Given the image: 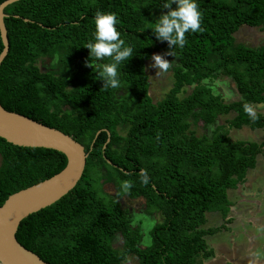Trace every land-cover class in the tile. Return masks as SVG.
<instances>
[{"label":"trees","instance_id":"16d2710c","mask_svg":"<svg viewBox=\"0 0 264 264\" xmlns=\"http://www.w3.org/2000/svg\"><path fill=\"white\" fill-rule=\"evenodd\" d=\"M163 3L18 0L3 9L8 49L0 63V106L70 136L86 155L75 186L16 229V241L46 264H121L128 257L136 264H203L213 256L205 238L219 230L203 228L205 213L226 215V191L243 181L261 153L264 141H230L228 129L264 127V116L255 113L253 121L243 108L246 102L264 105V45L249 47L233 37L242 26L264 32V0H196L204 30L186 33V45L172 57V86L152 103L144 63L168 51L152 32L167 12ZM97 11L117 15L121 39L133 48L118 66L119 88L102 89L101 69L86 66L84 46L94 40ZM46 58L54 62L42 71L38 62ZM220 76L231 79L238 100L224 103L205 85ZM183 87H191L190 93L179 98ZM229 113L234 115L227 128L214 127L209 136L189 130L197 122L213 126ZM65 163L60 152L0 138V205ZM122 181L132 182L130 191H123ZM106 183L114 196L102 191ZM123 196L142 199L143 213L160 218L143 248L140 224L131 228L116 201ZM116 236L119 250L112 247Z\"/></svg>","mask_w":264,"mask_h":264},{"label":"water","instance_id":"95a60500","mask_svg":"<svg viewBox=\"0 0 264 264\" xmlns=\"http://www.w3.org/2000/svg\"><path fill=\"white\" fill-rule=\"evenodd\" d=\"M16 1L5 0L0 4V63L8 49L3 9ZM0 138L13 146L51 149L65 157V166L58 173L9 195L0 205V264H46L16 241V229L22 219L51 205L75 186L83 172L86 155L83 147L70 136L5 111L1 106Z\"/></svg>","mask_w":264,"mask_h":264},{"label":"rangeland","instance_id":"374dc122","mask_svg":"<svg viewBox=\"0 0 264 264\" xmlns=\"http://www.w3.org/2000/svg\"><path fill=\"white\" fill-rule=\"evenodd\" d=\"M233 37L236 43H241L249 47H258L264 45V32L258 28H250L243 26L233 34ZM164 53L165 52H156L153 54L163 55ZM153 54L151 55V57L153 56ZM151 57L149 60H147L144 63V70L148 79V95L152 103H157L166 95L168 90L171 88L173 82L171 76V68L176 66L177 63L171 56H165L164 57L165 59L169 61H173L172 67L169 68L167 73L156 75L157 70L151 66L153 64ZM53 62H54L53 59H47V58L42 59L41 62H38V66L42 71H47L49 70L50 64H53ZM205 85L207 87H210L215 95L218 94L224 103H229L239 99V96L235 91L233 82L231 81V79L227 77L220 76L215 80L206 82ZM190 90L191 87H183V91L182 93L178 94V97L181 98L186 96L187 94L190 93ZM258 107L254 106L255 113H260V115L261 114L264 115V105L263 106L260 105ZM232 116L233 115L229 114L216 118L213 126H203L201 122H197L195 124H191L189 130L193 132L197 137L202 135L209 136L210 132L214 129V127L223 126L227 128V122L232 118ZM243 130L244 129L236 131L234 129H228V138L230 139V141H238V140L249 141L252 138V134L254 140L257 139L258 142L264 138V129L262 131H257L256 134L251 131H247V130L243 131ZM123 131L124 129L121 131V133ZM254 134L256 136H254ZM262 159L264 160V157H262ZM256 166H258L257 159H256L255 167ZM263 183L264 181L262 177V178H258L256 182H253V184L251 185L252 188L255 189L256 187L262 186ZM102 191L110 196H114L113 186L109 183L102 185ZM227 194H228V199H230L231 202L234 201L235 191L229 190ZM256 199L257 201L261 200L262 202L261 198H256ZM116 201L120 205V208L128 214L129 218H131L130 219L131 228H135L137 223L140 224V232L142 234V239L139 246L143 248L144 245L146 243L148 244L149 242L147 238V231L151 228L154 222L160 221L159 216L158 215L146 216L143 213L144 203L142 199L129 200L128 198L123 196L119 199L116 198ZM262 206L263 203H261V207ZM262 212H263L262 214H264V208H262ZM205 218H206L205 225L203 226L207 228H219L220 231L216 235H213L208 238L207 245L208 247H211L213 249L215 254V259H211L212 263H208V264H220L223 261V259L231 260L228 254L233 250V248H235L237 252L239 248L243 250L244 245H246L247 243V240L244 237V231H242L240 235L238 233V230L232 228V226L227 227L229 224L228 223L226 224V222L228 221L225 222L224 220H221V216L218 217L217 213L208 214L205 216ZM249 224L250 222H247L245 224V229H244L245 232L253 233L254 235L261 233L260 229L258 228L255 229L252 227L251 224L250 225ZM258 238L260 239L264 237L259 236ZM121 243L122 240L120 239V237L116 236L112 242V247L119 250L121 247ZM225 246L229 253L228 252L223 253V251L220 250V248L225 249ZM121 264H136V261L134 258L128 257Z\"/></svg>","mask_w":264,"mask_h":264},{"label":"clouds","instance_id":"9594fccd","mask_svg":"<svg viewBox=\"0 0 264 264\" xmlns=\"http://www.w3.org/2000/svg\"><path fill=\"white\" fill-rule=\"evenodd\" d=\"M175 4V8L172 5ZM162 9H167L166 13L161 14L156 20L154 29H152L156 40L167 42L168 51L163 55L153 54L151 57L156 71V75L167 73L172 67V62L165 59V56L176 57L175 49L183 48L186 43V33L202 32L201 27L202 14L196 0H164ZM117 15L115 13H106L97 11L95 13V32L94 40L89 41L84 46L89 50V61H86L88 67H99V75L103 81L102 89L119 88L120 80L118 66L128 61L133 56V48L126 46L125 41L121 39V34L117 30ZM95 58V63L90 59ZM105 58H111L112 63H102ZM244 112L253 120L258 117L253 107L249 103H244ZM141 182L148 183V176L145 169L140 170ZM131 181H122L123 191L128 192L132 187Z\"/></svg>","mask_w":264,"mask_h":264},{"label":"crops","instance_id":"0c3cea01","mask_svg":"<svg viewBox=\"0 0 264 264\" xmlns=\"http://www.w3.org/2000/svg\"><path fill=\"white\" fill-rule=\"evenodd\" d=\"M255 106L258 107L260 105H255ZM252 107L254 109V106ZM229 114L234 115L233 113L232 114L229 113ZM242 129H244L243 131L247 130V131H251L256 134L257 131H262L264 127L260 129H254V130H249L247 127H241L240 129L236 131H239ZM255 134L254 136H256ZM239 141L254 142L256 144H261L264 141V138L258 142L257 139L254 140L253 134H252V138L249 141L248 140H239ZM262 157H264V146L261 148V153L255 157L254 167L246 170L243 181H241L238 185H236L235 188L228 189L226 191L227 200L229 202L228 208H230V211H228L224 217H222L218 212L205 213V216L208 214L217 213L218 217L221 216V220H224L225 222L228 221L226 222V224L227 223L229 224L227 227L232 226V228L238 230V233L240 235H241V232L244 231V237L246 238L247 243L246 245H244L243 250H241L238 247L239 249L237 252L235 248H233V250L229 253L226 246H225V249L220 248V250L223 251V253L228 252L229 254L228 253L227 254L231 258V260L223 259L224 261L223 263L225 264H264V238H260V239L258 238L259 236L264 237V232H263L264 231V221H263L264 214H262L263 213L262 208H264V183L262 184V186L256 187L255 189H253L251 185L253 184V182H256L258 178L263 177V181H264V160L262 159ZM256 159H257L258 166L255 167ZM229 190L235 191L234 201L232 202L230 199H228L227 193ZM256 198H261L262 202L261 200L257 201ZM261 203H263L262 207H261ZM247 222H250L253 228L260 229L261 233L256 234L257 235L256 236L253 233L245 232L244 229H245V224ZM203 228H207V227L203 226ZM219 232L220 231L218 230L213 235H216ZM211 236H207L205 238L206 243L208 241V238ZM213 254H214V251H213ZM211 259H215V254H214V257L204 260L203 264L212 263Z\"/></svg>","mask_w":264,"mask_h":264},{"label":"flooded vegetation","instance_id":"af4514ba","mask_svg":"<svg viewBox=\"0 0 264 264\" xmlns=\"http://www.w3.org/2000/svg\"><path fill=\"white\" fill-rule=\"evenodd\" d=\"M228 211H230V208H228ZM227 211V212H228ZM212 257H214V254H213V256ZM224 261H222L220 264H225V263H223Z\"/></svg>","mask_w":264,"mask_h":264}]
</instances>
